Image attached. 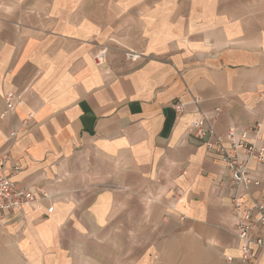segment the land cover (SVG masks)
I'll list each match as a JSON object with an SVG mask.
<instances>
[{
    "label": "crops",
    "instance_id": "obj_1",
    "mask_svg": "<svg viewBox=\"0 0 264 264\" xmlns=\"http://www.w3.org/2000/svg\"><path fill=\"white\" fill-rule=\"evenodd\" d=\"M216 108L264 142V0H0V156L53 206L0 226V264H242L225 169L188 131Z\"/></svg>",
    "mask_w": 264,
    "mask_h": 264
},
{
    "label": "built area",
    "instance_id": "obj_2",
    "mask_svg": "<svg viewBox=\"0 0 264 264\" xmlns=\"http://www.w3.org/2000/svg\"><path fill=\"white\" fill-rule=\"evenodd\" d=\"M128 58L135 62L141 57L129 54ZM93 60L97 67H102L106 61V51L99 50ZM3 99L5 112L2 117L13 113L23 102L13 94H7ZM198 103V100H193L194 105ZM183 106L181 101H177L173 109L180 115L184 112ZM220 115L219 108L209 112L197 110L188 131L203 141L207 157L224 167L226 175L222 183L228 192L229 214L235 221L233 234L239 241V260L242 264H256V251L264 257V194L260 193L263 181L251 169V164H264L262 126L260 123L244 128L230 126L223 134H219L215 124ZM32 122L33 114L30 113L18 128L9 132V138L16 139L20 132L30 128ZM20 171L21 166L9 154L0 156V226L20 218L25 207L37 206L41 201L49 204L48 214L53 211L51 197L45 190L23 188L12 181V177Z\"/></svg>",
    "mask_w": 264,
    "mask_h": 264
}]
</instances>
